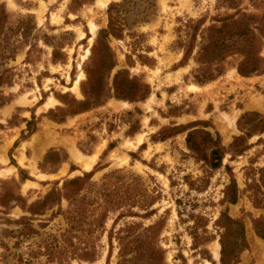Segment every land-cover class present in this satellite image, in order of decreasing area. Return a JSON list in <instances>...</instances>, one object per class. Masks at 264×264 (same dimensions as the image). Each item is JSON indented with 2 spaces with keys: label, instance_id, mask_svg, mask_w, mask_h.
<instances>
[{
  "label": "rangeland",
  "instance_id": "rangeland-1",
  "mask_svg": "<svg viewBox=\"0 0 264 264\" xmlns=\"http://www.w3.org/2000/svg\"><path fill=\"white\" fill-rule=\"evenodd\" d=\"M107 1L0 0V264H143L153 225L166 264H220L223 211L244 227L236 264H264V125L217 169L185 142L206 131L228 149L244 114L264 120V0ZM117 73L149 96L58 111L89 77L113 93ZM77 153L97 155L90 171ZM231 177L235 204L222 202Z\"/></svg>",
  "mask_w": 264,
  "mask_h": 264
},
{
  "label": "trees",
  "instance_id": "trees-1",
  "mask_svg": "<svg viewBox=\"0 0 264 264\" xmlns=\"http://www.w3.org/2000/svg\"><path fill=\"white\" fill-rule=\"evenodd\" d=\"M220 53L223 52H218L216 56H213V59L219 57L221 55ZM223 55H221L220 58ZM258 60L263 61L261 58H258ZM114 66L115 64L111 60L108 64V67L106 68L107 71H111ZM242 67H244V64L237 68V71L241 76H249L250 74L257 72L259 69L255 61L250 62L249 65L245 66V68ZM122 73H117L114 76L112 88L113 93H110L109 89H94L93 85H95L97 82H92V79L89 77L87 85H84V83L82 84V94L84 100L77 101L73 99L72 101L75 102L77 106L73 108L68 106V108H65V110L60 108L58 111L64 112L65 116L80 114L90 110L91 108L101 106L106 99L112 97L117 100L129 102L145 100L150 93L148 84L144 82L137 83L136 81L134 82L128 78L123 79V82L119 83ZM84 86H87V90H89L88 92L84 91ZM250 117L261 116L258 114H244L237 122L239 130L243 132V136L235 137L233 143L228 149L222 146L218 134L213 137L211 133L199 130H194L187 134L185 140L186 147L194 155L196 160L204 163L210 169L220 168L226 153H229L232 156L242 155L246 150L249 149V146L247 145V139H249L255 132H263V119L260 120L259 123L249 124L248 127L244 122H242L249 119ZM28 124L29 123L27 122V125ZM184 130L186 129H183L182 131ZM223 194L224 197L222 202L230 204L236 203L238 198V190L235 180L232 177L230 179V184L225 187ZM254 224L255 233L264 240V230L260 228V225L264 224V221H254ZM157 226L159 230V224H157ZM215 226L219 229V231H221L219 234V244L221 246L220 264H236L238 262L239 254L247 247L244 238V227L242 222L230 218L227 214V211H223L215 221ZM156 228V225H153L143 229V236L145 237L146 242L143 245L145 249L142 250V252L143 254H147L149 258L148 260L144 259L143 264H166L164 259V251L159 247L156 248L154 245L156 237L155 235H157V233L154 235ZM149 253L152 255V258H150ZM133 260H128L127 255L123 253V264H131Z\"/></svg>",
  "mask_w": 264,
  "mask_h": 264
},
{
  "label": "bare ground",
  "instance_id": "bare-ground-1",
  "mask_svg": "<svg viewBox=\"0 0 264 264\" xmlns=\"http://www.w3.org/2000/svg\"><path fill=\"white\" fill-rule=\"evenodd\" d=\"M107 0L106 1H103V0H98V4H100V5H102V6H106L107 5ZM92 32H93V34H95V28H94V26L92 25ZM78 83L79 82H77L76 83V86H75V88H74V90H77L78 89ZM46 107H48V105L46 106ZM230 125H232V121H230L229 122V126ZM73 158L74 159H76V160H78V162L81 164V166L85 169V171H90L92 168H93V166H94V164L96 163V161H97V155L96 156H94L92 159H86V158H84V157H82V156H79V154L77 153V154H74L73 155ZM20 162H21V164H25V161H24V157L23 158H21V160H20ZM9 169V168H8ZM11 170V169H10ZM6 172H9V170L8 171H6ZM28 187H27V185H25V190L27 189ZM218 248H219V246H218ZM219 250V249H218ZM217 257H219V252L218 251H216V258Z\"/></svg>",
  "mask_w": 264,
  "mask_h": 264
},
{
  "label": "crops",
  "instance_id": "crops-1",
  "mask_svg": "<svg viewBox=\"0 0 264 264\" xmlns=\"http://www.w3.org/2000/svg\"><path fill=\"white\" fill-rule=\"evenodd\" d=\"M39 142V141H38ZM57 143H59V144H62V141H58ZM42 144V143H41ZM40 144V142H39V148L37 149V153H39V152H42L44 149H45V147L43 146V145H41ZM72 149L70 146H67V149ZM40 177H44V176H40Z\"/></svg>",
  "mask_w": 264,
  "mask_h": 264
}]
</instances>
